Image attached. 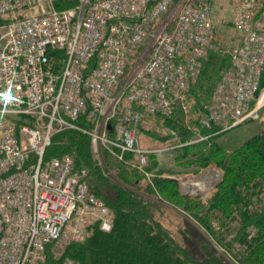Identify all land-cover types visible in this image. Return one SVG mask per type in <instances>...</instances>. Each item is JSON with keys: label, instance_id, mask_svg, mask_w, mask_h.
I'll use <instances>...</instances> for the list:
<instances>
[{"label": "built area", "instance_id": "built-area-1", "mask_svg": "<svg viewBox=\"0 0 264 264\" xmlns=\"http://www.w3.org/2000/svg\"><path fill=\"white\" fill-rule=\"evenodd\" d=\"M72 1L0 0V264H80L55 246L85 241L96 222L110 233L113 217L87 170L51 151L57 138L79 132L95 159L120 152L147 167L157 152L139 149L144 114L172 116L214 49L216 0ZM260 2L241 1V44L199 120L202 140L261 118Z\"/></svg>", "mask_w": 264, "mask_h": 264}, {"label": "trees", "instance_id": "trees-1", "mask_svg": "<svg viewBox=\"0 0 264 264\" xmlns=\"http://www.w3.org/2000/svg\"><path fill=\"white\" fill-rule=\"evenodd\" d=\"M54 1L60 9L74 6L72 0ZM230 66V57L211 50L208 52L199 76L186 91L190 99L196 100L197 107L205 110L209 106L213 90ZM209 143L200 145L202 149L207 148L206 155L197 151L188 156L186 151L181 159L189 164L198 159L214 164L223 171V179L207 203L184 197L192 202L185 206L194 211V217L218 246L225 249L235 246L232 255L241 264H264V126L234 149L215 140L209 148ZM51 151L55 155L74 153L77 168L89 167L95 180L88 179L90 189L104 200L113 216L110 233L95 227L85 241L68 244L60 261L70 258L80 264H231L214 249L207 250L208 245L202 246L203 254L197 255L178 243L156 218L158 203L151 186L141 193L139 180L129 181L119 174L118 181L112 183L104 177L92 159L89 137L79 132L62 134ZM132 172L134 175L135 171ZM155 185L163 195L180 194L174 180L158 178Z\"/></svg>", "mask_w": 264, "mask_h": 264}, {"label": "rangeland", "instance_id": "rangeland-1", "mask_svg": "<svg viewBox=\"0 0 264 264\" xmlns=\"http://www.w3.org/2000/svg\"><path fill=\"white\" fill-rule=\"evenodd\" d=\"M241 1L216 0L213 3L210 24L214 30V49L211 52L230 57V51L241 44L240 34L242 33L236 25L239 14L243 10ZM256 7L258 13L260 12L259 14L263 15L264 0H261ZM257 11L254 14L255 16H257ZM208 59L209 56L206 60ZM223 72L224 70L220 75L218 73L217 76L219 75L220 77ZM215 91L213 90L210 96L209 107L212 104ZM174 102L172 116L168 118L144 114V123L139 138V149L147 152H157L156 155L150 157V163L147 167L139 169L134 155L122 154L120 152H117L116 157H114L110 153H106V150H103L99 159H95L91 155L92 159L96 163V166L101 168L104 177L108 178L112 183L114 181L117 182L119 174H122L121 176H125L129 181L139 180L142 185L141 193L145 192V188L148 185L151 186L154 192V199L158 203L156 206L157 210L155 211L156 218L169 229L178 243L188 247L189 250L197 255L203 254L202 246L206 247L208 245L206 247L207 250L214 249L216 252L224 255L231 264H241L233 258L232 254L235 246L226 249L218 246L210 238L203 224L194 217V211L191 212L186 208L185 205L192 202L183 199L187 197L198 199L203 204L207 203L217 192V185L223 179V171L214 164H209V162L203 163L205 160L198 159L189 164L187 160L181 159V157L183 153L186 154V151L188 152V156H192L197 151H202L206 155L208 153L207 148L202 149L200 145L210 142V148L213 140L224 144L229 149H234L264 126V107L261 109L260 120L246 122L229 130L214 128L212 133L209 132V139L202 140V138L207 137L208 133L202 131L199 126V120L206 109L203 110L201 106L197 107L196 100L190 99L187 94L184 98L183 96L176 98ZM183 135L187 138L184 139ZM190 147H193V149ZM66 154H70L75 160L74 153ZM121 156L123 157L122 160L119 159ZM82 168L87 170L88 179L91 177V182L92 180L94 182L95 180L91 175L89 167H80L79 169ZM130 171H135V174L133 175V172L131 173ZM158 178H168L176 181L180 199H178V195H163L155 185V181ZM189 184L191 185L189 186ZM99 224L100 222H96L91 231L87 233L89 237L92 235L95 227L100 229ZM67 245L65 243L56 245L53 256L55 255L58 258L63 257ZM236 252L239 253V251ZM65 259L63 258V261Z\"/></svg>", "mask_w": 264, "mask_h": 264}, {"label": "bare ground", "instance_id": "bare-ground-1", "mask_svg": "<svg viewBox=\"0 0 264 264\" xmlns=\"http://www.w3.org/2000/svg\"><path fill=\"white\" fill-rule=\"evenodd\" d=\"M188 185V184H187ZM191 184H189V186H190Z\"/></svg>", "mask_w": 264, "mask_h": 264}]
</instances>
